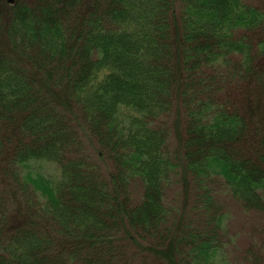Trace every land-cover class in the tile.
<instances>
[{
	"label": "trees",
	"instance_id": "trees-1",
	"mask_svg": "<svg viewBox=\"0 0 264 264\" xmlns=\"http://www.w3.org/2000/svg\"><path fill=\"white\" fill-rule=\"evenodd\" d=\"M227 199L264 217V3L0 0V264H264Z\"/></svg>",
	"mask_w": 264,
	"mask_h": 264
},
{
	"label": "rangeland",
	"instance_id": "rangeland-1",
	"mask_svg": "<svg viewBox=\"0 0 264 264\" xmlns=\"http://www.w3.org/2000/svg\"><path fill=\"white\" fill-rule=\"evenodd\" d=\"M258 2L264 3V0H256ZM173 144L177 145V137H172ZM41 170L48 175L57 176L59 173L58 167L54 163L46 162L41 163ZM184 189L182 181L179 183H174L172 189L170 190L168 196L173 199L182 192ZM231 214L228 220V240H229V254L232 256L234 250H238L243 247L248 241L253 240L255 233L258 234V229H263L264 227V217L258 215L257 213L251 212H240L238 206L235 205L231 200L227 199Z\"/></svg>",
	"mask_w": 264,
	"mask_h": 264
},
{
	"label": "water",
	"instance_id": "water-1",
	"mask_svg": "<svg viewBox=\"0 0 264 264\" xmlns=\"http://www.w3.org/2000/svg\"><path fill=\"white\" fill-rule=\"evenodd\" d=\"M10 2H12L13 0H9Z\"/></svg>",
	"mask_w": 264,
	"mask_h": 264
}]
</instances>
